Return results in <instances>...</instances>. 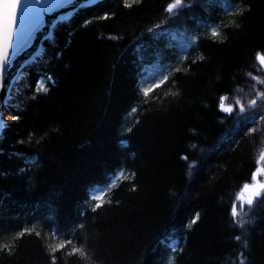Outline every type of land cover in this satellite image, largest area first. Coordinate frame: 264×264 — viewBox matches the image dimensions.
<instances>
[{
	"label": "trees",
	"instance_id": "16d2710c",
	"mask_svg": "<svg viewBox=\"0 0 264 264\" xmlns=\"http://www.w3.org/2000/svg\"><path fill=\"white\" fill-rule=\"evenodd\" d=\"M129 2L58 24L21 73L0 132V264H264V198L231 215L264 167V0H184L171 17V0Z\"/></svg>",
	"mask_w": 264,
	"mask_h": 264
},
{
	"label": "water",
	"instance_id": "95a60500",
	"mask_svg": "<svg viewBox=\"0 0 264 264\" xmlns=\"http://www.w3.org/2000/svg\"><path fill=\"white\" fill-rule=\"evenodd\" d=\"M101 0H22L13 48L0 78V128L11 89L19 73L29 67L40 55L45 42L56 26L80 9ZM58 2V7H52Z\"/></svg>",
	"mask_w": 264,
	"mask_h": 264
},
{
	"label": "snow or ice",
	"instance_id": "6c2138e0",
	"mask_svg": "<svg viewBox=\"0 0 264 264\" xmlns=\"http://www.w3.org/2000/svg\"><path fill=\"white\" fill-rule=\"evenodd\" d=\"M37 3H41L42 0H36ZM137 2V0H131L127 4L128 7H132V4ZM21 4L22 0H0V78L3 77L4 68L6 63L9 60L11 50L13 48V42L14 37L17 32V26H18V19L19 14L21 10ZM191 5H187L184 3V0H171L167 4V7L165 11L169 14V16H173L179 13L180 10L186 7H190ZM226 10L229 9V5L225 3L223 5ZM52 7H58V2L53 3ZM241 10L237 14H242ZM157 29H159L161 26L156 25ZM149 31H152L150 29ZM212 34L214 36H218L219 32L216 30L215 26H212ZM193 43H195L198 40V37H192ZM255 60L259 62V65L261 67H264V51H257L255 53ZM249 76L252 75L251 72L248 73ZM166 79V77H165ZM257 81H259L261 84H264V80H261L260 77H254ZM44 91H47V88H44ZM146 93L148 91H151V89H146ZM262 98H264V92L258 93ZM221 102L219 104L220 109L225 112L231 114L234 111L233 105H225L224 101L227 99V97H221ZM234 104L238 106L239 112L244 113L246 112V106L245 103L241 99H235ZM257 104V101L255 99H251L247 101V105L249 107H255ZM261 119H264V116L261 117ZM131 131V129H129ZM251 131H255V129H252ZM187 159V157H185ZM260 160H264V154H261ZM191 167V166H190ZM261 174H264V167H259L255 172L252 173V180L253 183H245L243 187L241 188L240 192L237 194V202L242 206L244 204L248 206H252L254 204V201L257 198H264V182L257 179L258 176ZM100 205H97L99 207ZM231 215L234 218H238L240 213L237 210V203H233L231 206ZM198 218V214H197ZM195 223V221H193ZM237 223H239L240 227L243 228L244 221L237 219ZM79 227H82L80 225ZM191 227V225H189ZM25 231H29L28 229H25L24 231L18 233V236H23ZM59 231L58 227H53V232L56 233ZM67 234V233H66ZM39 235V233H37ZM236 240H241L240 236L236 237ZM72 243L71 240H63L62 242L54 245L51 247V251L54 253L57 250L64 249L66 245H70ZM245 247L247 246V242L245 241ZM7 248L8 246L5 245ZM72 253H76L78 251H81L79 248H72ZM71 254V253H70ZM53 264H55V256L52 257ZM243 264V262H241Z\"/></svg>",
	"mask_w": 264,
	"mask_h": 264
},
{
	"label": "rangeland",
	"instance_id": "374dc122",
	"mask_svg": "<svg viewBox=\"0 0 264 264\" xmlns=\"http://www.w3.org/2000/svg\"><path fill=\"white\" fill-rule=\"evenodd\" d=\"M191 36H192V33H191L190 30H182V31H179V32L178 31L177 32H174L171 35V39H172L171 40V44L177 45V47L179 49H181V48H183V45L185 46V45H187L189 43V41L191 40ZM8 118H9L8 115L7 116L5 115V119H8ZM259 167H262V166L260 165L257 168H259ZM257 168L255 169V171L257 170ZM257 179L260 180V181H262V182H264V174H261L260 176H258ZM249 183H253V180L251 179V181ZM235 203H237V208L243 206V205L241 206L237 202V198H236V202Z\"/></svg>",
	"mask_w": 264,
	"mask_h": 264
}]
</instances>
